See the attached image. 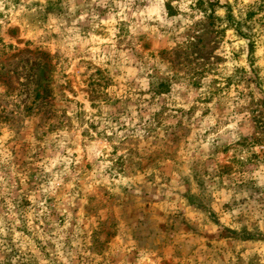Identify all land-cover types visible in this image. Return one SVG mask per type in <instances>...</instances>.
I'll return each mask as SVG.
<instances>
[{"label": "rangeland", "instance_id": "1", "mask_svg": "<svg viewBox=\"0 0 264 264\" xmlns=\"http://www.w3.org/2000/svg\"><path fill=\"white\" fill-rule=\"evenodd\" d=\"M0 264H264V0H0Z\"/></svg>", "mask_w": 264, "mask_h": 264}, {"label": "trees", "instance_id": "2", "mask_svg": "<svg viewBox=\"0 0 264 264\" xmlns=\"http://www.w3.org/2000/svg\"><path fill=\"white\" fill-rule=\"evenodd\" d=\"M169 9H171V10H172V7H169Z\"/></svg>", "mask_w": 264, "mask_h": 264}]
</instances>
